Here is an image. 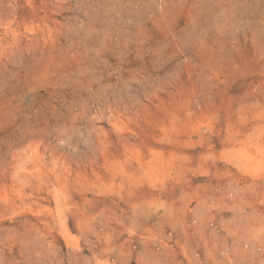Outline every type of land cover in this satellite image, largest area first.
<instances>
[{"label":"rangeland","instance_id":"rangeland-1","mask_svg":"<svg viewBox=\"0 0 264 264\" xmlns=\"http://www.w3.org/2000/svg\"><path fill=\"white\" fill-rule=\"evenodd\" d=\"M0 264H264V0H0Z\"/></svg>","mask_w":264,"mask_h":264}]
</instances>
